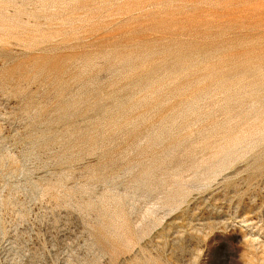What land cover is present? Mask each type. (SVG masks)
Returning a JSON list of instances; mask_svg holds the SVG:
<instances>
[{
    "label": "rangeland",
    "instance_id": "1",
    "mask_svg": "<svg viewBox=\"0 0 264 264\" xmlns=\"http://www.w3.org/2000/svg\"><path fill=\"white\" fill-rule=\"evenodd\" d=\"M0 264H264V0H0Z\"/></svg>",
    "mask_w": 264,
    "mask_h": 264
},
{
    "label": "water",
    "instance_id": "2",
    "mask_svg": "<svg viewBox=\"0 0 264 264\" xmlns=\"http://www.w3.org/2000/svg\"><path fill=\"white\" fill-rule=\"evenodd\" d=\"M95 110L100 111L102 110V107H97V109ZM59 137H61V134L57 132H53V128L51 126H47L41 133V138L43 139L44 143H50L51 141H54Z\"/></svg>",
    "mask_w": 264,
    "mask_h": 264
}]
</instances>
